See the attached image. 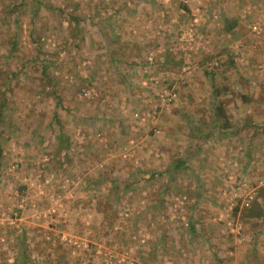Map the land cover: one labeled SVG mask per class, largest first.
Segmentation results:
<instances>
[{"label":"rangeland","instance_id":"obj_1","mask_svg":"<svg viewBox=\"0 0 264 264\" xmlns=\"http://www.w3.org/2000/svg\"><path fill=\"white\" fill-rule=\"evenodd\" d=\"M134 2L141 3L0 0V124L14 129L0 144V264H20L22 250L29 264H54L60 252L65 264H105L108 254L126 249H133L132 257L139 264H160V260L152 263L140 257L147 242L140 241L145 238L142 234H148L147 203L159 189L167 188L168 206L157 217L172 220L173 231L187 238L185 223L196 218L190 221L185 216L191 195L183 187L191 189L194 180L207 174L220 175L222 199L216 203L219 210L203 215L222 223L220 217L232 207L231 220L241 224L239 232L231 231L224 221L214 229L221 245L216 264H225V257L229 264L238 263L254 247L256 252L264 251L260 242L264 217L253 225L241 216L242 200L249 194L254 199L258 186L264 184V0H199L195 5L199 22L193 21L192 13L186 18L179 15L172 33H176V46L186 43L185 53L181 45V53L169 54L176 61L181 59L179 68L121 67L118 60L127 53L116 49L119 40L134 47L130 43L135 27L152 25L155 31L163 27V21H151L148 26L141 19L132 21L128 12ZM115 14L123 20L112 26L109 20ZM69 15L78 17L80 35L73 42L69 37L74 23ZM233 18L237 24L227 32L224 23ZM253 24L259 26V33L251 29ZM116 28L123 35L119 40ZM193 33L199 37L193 39ZM147 55L154 57L152 52ZM201 59H207V65L219 63L216 76L205 77L198 63ZM224 85L235 93L247 92L255 102L243 107L234 95L216 97L236 132L226 135L224 142L219 132L213 134L201 155L211 151L215 155L221 147L222 158L203 161L194 145L195 126L204 125L207 133L219 130L212 89ZM180 123L189 130L180 128ZM60 128L74 150H65L68 162L56 167L52 149ZM179 133L189 139L172 143ZM183 155L190 156L189 167L171 175L175 177L172 185L165 184L170 177L166 167ZM136 168L143 178L150 173L153 177L144 181L135 175ZM128 181L134 187L131 193L124 185ZM97 198L103 201L98 205L107 208L102 220L92 212ZM125 205L131 212L122 217ZM70 232L82 236L81 244L70 242L75 239ZM204 246L198 251L206 250ZM190 248H186L187 256Z\"/></svg>","mask_w":264,"mask_h":264},{"label":"crops","instance_id":"obj_2","mask_svg":"<svg viewBox=\"0 0 264 264\" xmlns=\"http://www.w3.org/2000/svg\"><path fill=\"white\" fill-rule=\"evenodd\" d=\"M138 1L141 3L134 2L131 5L133 9L129 10L128 12L130 14L129 16L132 17V21H135V20L137 21L141 19L143 21H146V24H144L146 26H148V24L151 21H155V23H159V21H163V27H161V29L158 31H155L154 30L155 28L153 29L152 25H150L148 28L145 27V29L141 27H138V28L135 27L132 30L135 36L133 37V40L130 43V44H133L134 47L129 46L127 42L125 41L126 44L129 46L127 47L126 44L123 42V39L121 41L119 40V37L122 38L123 35L120 31V28L119 29L116 28L115 31L118 32V40L120 42L119 45H116V49H118V51L125 50L127 53L125 54L123 52L121 58L118 60L119 64L121 65V67H131V68L148 67L151 65L157 66L159 68H163L165 66L166 67L174 66L173 63L171 62L169 63L167 58H170L169 57L170 55L172 56L171 52L175 53L177 50L178 52H180L179 50H181V47H180L181 45H182L181 51L185 53L183 48H184V45H186V43L183 42L179 46L178 45L176 46V39H177L175 35L176 33H172L176 25L174 23V20L179 15H181V17L184 16V13L181 12L180 9H178L177 7V4H176L178 3L177 0H168V1L153 0L154 2L152 0H138ZM182 2L185 3L189 9L195 11L194 10L196 9L195 5L196 3H199V0H182ZM142 5L145 6L144 9ZM169 9H171V11ZM114 16H115L114 18L112 17L109 20L112 22V26H116L117 21L118 23H120V21L123 20V18L120 17L119 15L115 14ZM169 20L170 22H168ZM127 32H130V31L127 30ZM205 33H207V36H208V34H210V31H206ZM196 35L197 34L195 33L192 38L194 39V36ZM196 37H199V36H196ZM135 38H140V39L135 41ZM173 40H175V43H174L175 46L171 45ZM145 42H147L145 44L146 46H144ZM151 52L153 53L154 57L150 59V57H148L147 54ZM130 55H132L131 59L129 58ZM178 61L180 63L179 57H178ZM197 125H200L199 128H201V129H196L197 137L195 138V143H194V145L198 147V150H197L198 156L201 157V159L203 158L202 159L203 161L211 160V158H216L218 157V155H219V158L221 159L222 158L220 156L221 147L215 150V152L218 151L220 152V154L217 152L214 155V153L211 151L209 153L203 154L204 157H202L201 155L202 147L203 145H205L206 142H209V139L213 134L219 132L218 138L220 139L221 142H224L223 140L224 137L226 135H229L230 137L231 132H226L225 130L219 129L217 131H212L211 133H207V130L202 129V126L204 125H201V124H197ZM181 127H182V124H181ZM230 128L231 127H229L227 130H229ZM184 136L185 134L183 133L176 134V138L171 139L173 140L172 143H175L174 140L176 142H181L182 140H184V138L189 139L188 135H186L185 137ZM224 148H228L226 144ZM212 155L214 156L212 157ZM207 176L208 177L206 178L205 176L202 175L200 179L202 181L200 180L196 181L193 179L195 182L193 183V185L190 186L191 189H189L187 186L183 187L184 189H186V192L189 195H191L190 201H189V207L188 209L185 210V216L190 221L192 220V218H196V220L190 222L191 227L185 229L187 233H184V234L185 235L188 234L187 238H184L183 236H181L182 233H175L173 231V227L176 225L172 222V220L166 221L163 215H161L160 218L157 217L158 212L163 211L164 206H168V204H166V201H165V195L168 193L167 188L162 187L161 189H159L154 196L155 198H152L149 201V203H147L145 209L148 212V220H147L148 239H147V242L145 243L146 247H145L144 256L142 254L140 256L142 257L143 261L144 260L146 262L152 261V263L153 262L155 263L156 260H160L163 264H206L205 260L207 259L206 261L209 262L208 264L217 263L214 260L216 258L215 254L217 253V250L220 249L221 245H220V239H218L216 236H213V234H214V229L216 228L218 229L219 226L223 223V221H221L222 223L214 222L212 221L213 219L216 220L214 217L210 219L209 216L206 217V215L209 212H216L217 210H219V208H216L217 207L216 203H220V200L222 199L220 198L222 195L221 193L222 188L218 187L219 186L218 184H220L221 178H220V175L207 174ZM147 177L148 179L150 178L149 175H146V178ZM91 179L92 178L87 177V179L85 180H88L89 182H91ZM99 179H101V177H99ZM210 180H214L215 182H212ZM222 180H225V179L222 178ZM164 183L166 184V180ZM131 191L132 190L129 189V193H131ZM99 200L101 199L97 198V200L95 201L96 203L93 204L94 206H92L93 207L92 212L96 214L98 218L101 219V217H103L105 219V216H106L105 209L107 208L106 207L105 209L101 208V206L98 205L100 203ZM187 212H190L192 215H190V213H187ZM204 212H207V213L203 215ZM89 221L88 219H86L85 222L88 223ZM87 229H88V226H87ZM89 231L90 230H88V232ZM76 233L74 234V232L72 233L70 232V234H72V236L75 237L73 241H76L78 244H81L82 241H78V240L82 236H80L79 238V236ZM263 233H264V229H263ZM261 236H263V240L261 239L260 242L264 244V234H261ZM69 238L68 240L70 241L71 239ZM221 240H222L221 242L223 243L224 238L222 237ZM217 244H219V246ZM201 245H205L204 247L206 248V250L203 249L202 251L199 252L198 250L200 249ZM222 245L224 246L223 249L226 250L225 245L224 244ZM187 246L192 247L190 248L191 252L188 253L189 256H187L186 255L187 253L185 252L187 251L186 249L188 248ZM174 249L176 252H173ZM258 250L259 251L256 252L255 247L251 248L250 251L242 255L240 258V261H238V263H235V264H257V259H260L264 262V251H261V249H258ZM220 251H218V253H220ZM229 252L231 253V250ZM71 254L73 253L71 252ZM184 255H186V257H183ZM219 256L222 257V255H218V257ZM226 258L227 257H225L223 261L225 262V264L227 263L229 264L230 261L229 259H226Z\"/></svg>","mask_w":264,"mask_h":264},{"label":"trees","instance_id":"obj_3","mask_svg":"<svg viewBox=\"0 0 264 264\" xmlns=\"http://www.w3.org/2000/svg\"><path fill=\"white\" fill-rule=\"evenodd\" d=\"M177 7H178V9H180L181 12L184 13L185 18H186V15L188 17V14H191V13L193 14V11H191V9H189L187 7V5L183 2H180V4L177 5ZM68 20H69V22L74 23V24H72L73 27L70 29L71 31H70V37H69V39L73 42L80 35L79 30L77 29L78 28V17L75 15H69ZM236 24H237L236 19H234V18L228 19L224 23V28H225V30H227V32H229V31L233 30V28L236 26ZM114 48H115L114 45H113V47L111 46L110 51H112V49H114ZM226 53L225 54L227 56L230 55V54H228L229 52H226ZM167 59H168L169 63L170 62L173 63V65L177 66L178 68L181 65L180 63L182 62L180 59V63H179V61L178 60L176 61L174 59V57L167 58ZM206 60L201 59L198 61L199 65L201 66V68L204 71L203 73H204L205 77L211 78L213 76H216V74H217L216 69H217L219 63L214 61L215 63L211 62L210 64L207 65ZM231 64H233V63H231ZM231 64H229V65H231ZM212 91H213V94L215 95V98L213 100V102L215 103V105L213 107V114L216 115V117L220 118V123L218 124V128L220 130L226 131L230 127V125H232V122H231V119L228 117L227 110L223 106V104L221 102H215V99L217 96H221L224 94L234 95V96L239 98L240 105L243 107H245L247 105H251L255 102V100H253V99H255V97L253 98L252 95L248 94L247 92H243V91L235 93L233 88L230 86H226V85H224L222 87L214 86ZM262 100H264V96L262 97ZM262 103H264V102H262ZM56 115L57 114L55 113V116ZM1 116H2V114H1V108H0V120H1ZM54 119L58 122V124L60 126V121L58 119V116H56ZM0 125L2 126V127H0V144H1V142L5 141L6 138H8V136H9L8 133L10 131H13L14 129L13 128H6L4 124H0ZM199 126L200 125H197V126H195V128L201 129V128H199ZM179 127L181 128V124H179ZM183 129L185 131L189 130V128L186 126H184ZM3 130H4V132H3ZM64 132L65 131L61 130V128H60V134H58L56 136V140L54 141V147L52 149V161H54V164L56 167L62 166L64 161L68 162L69 157H68L67 153L64 152L65 150H70V149L74 150L69 136ZM226 132H231V134H233L236 131L234 129H230V131H226ZM1 156H2V148L0 145V158H1ZM189 158H190V156H188V155L178 156L175 161H173L172 163H169L168 167H166V169H165L167 175L170 176L166 179L167 184L172 185L171 183H173L175 181V177L171 176L173 173L177 172L180 169L182 170L184 168L189 167V162H188ZM134 172L136 173L135 175H141V173H142V171L138 168H136ZM150 174L151 175H150L149 179H151L153 177V173H150ZM141 176L143 178L144 175H141ZM138 178H136V180ZM143 180L144 181L148 180V177L147 178L144 177ZM131 182H133V181H131ZM124 185H125V188H128V189L134 188V187L133 188L130 187L129 181H128V183L126 182V184H124ZM116 195L119 196L120 192H117ZM99 202H100V204L101 203L103 204L102 200H99ZM242 208H243V210L241 212V216L244 219H247L253 225L256 224L258 219L264 217V184L258 186L256 193H255V197L251 201L250 205L247 207H242ZM236 210H237V208L235 207L234 211H236ZM188 225H189V227H191L190 223H188ZM184 229H186V228H184ZM22 234H21V237H23ZM22 245L24 246V244H22ZM23 253H25V250H22V253L20 255L21 256L19 259L20 264H29L28 261L25 259ZM58 254H59L58 259L55 261L54 264H65L64 263V257H63L64 253L60 252ZM136 262H138V259H136V261H133L132 264H136ZM257 263L260 264L262 262L260 259H257ZM13 264H19V263H17L16 261H13Z\"/></svg>","mask_w":264,"mask_h":264},{"label":"built area","instance_id":"obj_4","mask_svg":"<svg viewBox=\"0 0 264 264\" xmlns=\"http://www.w3.org/2000/svg\"><path fill=\"white\" fill-rule=\"evenodd\" d=\"M198 12H199L198 8H196L195 11L193 12V21L196 22V23L199 22V19H200V16H199ZM251 29H253L257 33H259V30H260L259 26L256 25V24L251 25ZM182 198H185V196H183ZM252 199H253V195L249 194L244 200H242V206L243 207L249 206L251 201H252ZM121 209L123 210L120 213V214H122L121 216L122 217H127L128 212L130 211V208L125 205ZM231 209H232V207H229L227 209V211L225 212V217L224 218L220 217V220L224 221L225 224H226L225 226L227 228L230 227L231 231L233 229H236L239 232V230L241 229V224H240V222L238 220H235V221L231 220V218H230L231 217V212H232ZM174 216L175 215L171 212L170 218L172 219V218H174ZM0 224H1V221H0ZM185 224H188V222L185 223ZM141 236L145 237V238H141L140 239L141 242H143L144 240H147L146 238H148V234L147 233L145 235L142 234ZM134 239H137V238H134ZM70 242H72L73 244H75L77 246L79 245L76 241L72 240ZM83 245H85V244L83 243ZM132 256H134L133 249H126L121 254H111V253L108 254L106 257H104V259H103L104 261L103 262L105 264H132L133 261H136V259H134ZM136 264H139V263L136 262Z\"/></svg>","mask_w":264,"mask_h":264}]
</instances>
